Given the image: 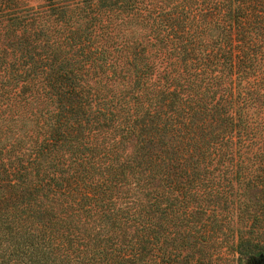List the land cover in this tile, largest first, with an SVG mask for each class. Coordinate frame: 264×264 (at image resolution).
Returning <instances> with one entry per match:
<instances>
[{
	"label": "trees",
	"instance_id": "obj_1",
	"mask_svg": "<svg viewBox=\"0 0 264 264\" xmlns=\"http://www.w3.org/2000/svg\"><path fill=\"white\" fill-rule=\"evenodd\" d=\"M30 1L0 0V264H255L264 0Z\"/></svg>",
	"mask_w": 264,
	"mask_h": 264
},
{
	"label": "rangeland",
	"instance_id": "obj_2",
	"mask_svg": "<svg viewBox=\"0 0 264 264\" xmlns=\"http://www.w3.org/2000/svg\"><path fill=\"white\" fill-rule=\"evenodd\" d=\"M41 0H31L30 3L32 4H36L38 2H40ZM256 235V231H254L252 234H251V239H253ZM258 235V234H257ZM229 242H231V239H229ZM222 251H224L225 253L227 252L226 250V246H224V244L222 245ZM254 262L255 264H264V252L261 253V254H258V255H254ZM221 262V260H218V263Z\"/></svg>",
	"mask_w": 264,
	"mask_h": 264
}]
</instances>
